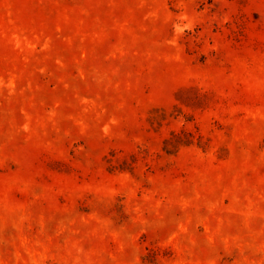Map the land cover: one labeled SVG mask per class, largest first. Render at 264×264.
Returning a JSON list of instances; mask_svg holds the SVG:
<instances>
[{"label": "rangeland", "instance_id": "374dc122", "mask_svg": "<svg viewBox=\"0 0 264 264\" xmlns=\"http://www.w3.org/2000/svg\"><path fill=\"white\" fill-rule=\"evenodd\" d=\"M0 264H264V0H0Z\"/></svg>", "mask_w": 264, "mask_h": 264}]
</instances>
